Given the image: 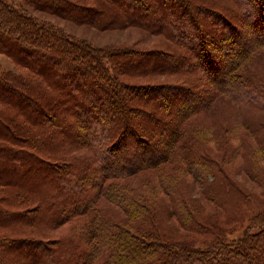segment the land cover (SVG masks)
Here are the masks:
<instances>
[{
    "label": "trees",
    "instance_id": "1",
    "mask_svg": "<svg viewBox=\"0 0 264 264\" xmlns=\"http://www.w3.org/2000/svg\"><path fill=\"white\" fill-rule=\"evenodd\" d=\"M0 51V264H264V0H0Z\"/></svg>",
    "mask_w": 264,
    "mask_h": 264
},
{
    "label": "rangeland",
    "instance_id": "2",
    "mask_svg": "<svg viewBox=\"0 0 264 264\" xmlns=\"http://www.w3.org/2000/svg\"><path fill=\"white\" fill-rule=\"evenodd\" d=\"M76 1L80 3L90 4L94 0H76ZM57 23L64 25L65 28H67L72 33L76 34L77 36L84 37L88 39L90 42L94 44H99V45L112 43L114 45L132 46V45L138 44L137 46L139 47L151 48V47H156V46H164L165 44L168 43L167 42L168 40L165 39L162 35L157 36V35L149 34L141 29L134 28V27L120 29V30L119 29L100 30L98 28L75 24V23H72L66 20H59L57 21ZM9 68L16 69L17 65L15 64L14 60L11 57H9L7 54L0 51V73L3 70L9 69ZM222 111L223 113L221 116L223 119L226 118L228 120L229 117L233 118L232 125L235 123V120H234L235 117L238 119V117H240L241 115L247 114L249 112L248 110H246V108H240L239 106V107H236V109H233L229 107V105H225L222 108ZM227 112L228 114L226 115ZM253 113L255 115L254 117L257 118L256 120L258 121L261 120L264 122V111L263 110L256 109V111L254 110L252 114ZM239 132H244V131L240 129ZM247 138L250 139L249 136H247ZM233 141L235 144H240L241 142L239 141V138L235 137V134L233 136ZM239 178H241L243 183L248 186L247 188L251 189L252 191H257V192L261 191L262 187H260L256 183V181L250 178L247 174L241 173ZM99 203L106 206L107 208L109 207L111 209L117 210V208L111 203L107 202L105 198H102L99 201ZM203 204L208 210L213 211L215 209V205L212 204L207 199H205L204 197H203ZM217 209L218 207H216V210ZM72 225H73V221L63 223L59 228H57L54 231V235H60V234L66 233L72 227Z\"/></svg>",
    "mask_w": 264,
    "mask_h": 264
}]
</instances>
